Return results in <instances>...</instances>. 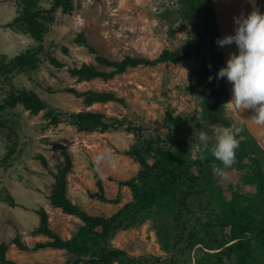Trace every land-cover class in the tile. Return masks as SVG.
<instances>
[{"label": "rangeland", "instance_id": "1", "mask_svg": "<svg viewBox=\"0 0 264 264\" xmlns=\"http://www.w3.org/2000/svg\"><path fill=\"white\" fill-rule=\"evenodd\" d=\"M52 1L39 0V3L51 7ZM259 3L260 12H264V0ZM204 5V0H74L71 12L59 9L54 21L47 23L43 42L64 66L56 68L43 60L38 69L12 73L10 81L5 82L0 75L2 93L12 86L32 89L60 112L95 109L127 123L108 131H79L67 116L55 126L49 124L46 111L33 114L22 104L6 109L1 120L15 131L19 146L14 158L5 165L8 134L7 128L0 127V242L9 241L18 232L29 245L45 240L44 236L30 234L39 224L36 210L41 207L49 213L51 228L62 237L70 238L81 228L80 218L53 206L49 199L54 179L42 165L39 155H45L54 169L62 166L64 157L57 149L60 144L66 145L74 158V167L68 175V192L73 202L92 214L111 215L130 201L131 190L128 187L120 189L118 181L131 178L139 170V163L127 152L139 145L141 139L127 130L129 124L142 127L144 136L154 139L159 148L170 145L194 159L210 160L209 180L190 200L197 209L198 220L226 205L234 204L239 210L243 209L247 196L258 187L249 170V159L238 157L240 144L246 138L241 116L230 97L226 100L223 94L214 96L215 87L224 83V78L219 80L216 75L222 55H219L217 38L208 35L216 19ZM21 9L20 0H0V58L6 55L9 59L37 47L38 43L24 28L9 26ZM81 32L101 55L111 59L154 58L166 49L176 50L188 42L193 52L176 63L141 65L109 80L95 78L77 82L69 74L68 67L82 62L96 63L95 54L75 39ZM64 46L69 54L63 52ZM68 86L81 91H113L124 102L87 106L82 97L63 91ZM224 127L239 128V137L243 139L235 151L233 164L224 169L226 174L216 175L213 166L223 168V165L209 150L202 148L198 135L201 131L208 133L210 148L215 143L213 128ZM105 150L110 151L111 159L102 161L101 171L97 172L95 156ZM97 174L109 198L121 192L120 204L103 202L90 195L98 190ZM7 193L14 197L15 204L6 198ZM200 203L204 204V210ZM111 243L136 256H168L153 220L118 230ZM9 255L19 264H65L72 258L62 249L26 252L15 244L10 246Z\"/></svg>", "mask_w": 264, "mask_h": 264}, {"label": "trees", "instance_id": "2", "mask_svg": "<svg viewBox=\"0 0 264 264\" xmlns=\"http://www.w3.org/2000/svg\"><path fill=\"white\" fill-rule=\"evenodd\" d=\"M215 0H204L213 19ZM22 9L9 26L24 28L38 43L36 48L26 49L12 58L2 55L0 58V75L5 82L10 81L12 73L38 69L43 60L56 68L64 63L54 51L44 45L47 23L53 22L55 13L61 9L68 13L74 9V0H53L51 7L39 3V0H20ZM214 21V20H213ZM208 35L219 39L216 22ZM76 41L86 46L93 54L95 61L82 62L69 66V74L77 82L90 81L95 78L109 80L132 67L157 66L161 63L179 62L191 56V43L176 50L166 49L154 58L126 56L122 59H111L101 55L91 45L87 36L81 32ZM201 46L197 47L200 50ZM69 54L67 47H62ZM220 50V48H219ZM221 55V52H219ZM43 56V58H42ZM223 67L220 62L216 71ZM222 80L223 78H218ZM63 91L82 97L87 106L95 103L124 102L113 91H81L68 86ZM229 95L225 84L215 87L214 96ZM22 104L33 114L46 111L49 124H61L67 116L70 123L79 131H108L126 126L125 120L111 117L105 112L85 109L78 112L64 113L47 104L32 89L12 86L0 92V127L7 128L8 144L4 164L8 165L17 153L19 140L15 131L6 127L1 114L9 108ZM244 126V124H242ZM127 130L135 132L141 139L128 152L140 165L137 173L129 179L119 180L120 189L128 187L132 199L111 215L92 214L73 202L68 192V175L74 167V158L66 145L60 144L57 149L64 157V164L52 168L45 157L39 155L44 168L52 175L50 202L65 213L75 215L83 222L79 231L70 238H64L50 226L49 213L44 208L36 210L39 224L30 230L33 236H44L45 240L27 244L20 232L9 241L0 242V264H19L9 255L10 246L15 244L20 250L30 252L43 249H62L72 255L65 264H264V149L249 134L240 144L239 158L250 161V173L257 190L247 196L243 209L236 205H226L207 214L203 219L196 217L197 209L191 204L192 197L200 193L203 184L209 180L207 174L210 160L203 157L194 159L172 146L159 148L154 139L144 136L142 127L127 125ZM98 190L90 195L100 201L120 204L121 192L115 198L106 195L102 178L96 175ZM6 198L15 204L14 197L7 193ZM203 210L205 206L200 203ZM153 220L157 225V234L167 257H142L129 253L126 249L115 247L111 239L120 229H128Z\"/></svg>", "mask_w": 264, "mask_h": 264}, {"label": "clouds", "instance_id": "3", "mask_svg": "<svg viewBox=\"0 0 264 264\" xmlns=\"http://www.w3.org/2000/svg\"><path fill=\"white\" fill-rule=\"evenodd\" d=\"M234 24V34L218 39L216 43L219 47L234 43L237 53L230 54L226 66L221 67L216 75L231 82V103L237 111L252 109L254 115L249 121L258 132H264V12L253 10L247 16L235 17ZM239 132V128H213L215 143L210 148L208 133L199 132L198 140L202 148L209 150L223 165V168L213 166L214 174L225 175L224 169L233 164L235 151L243 139L239 137ZM107 159H111L108 150L95 156L97 172L101 171L99 164Z\"/></svg>", "mask_w": 264, "mask_h": 264}, {"label": "water", "instance_id": "4", "mask_svg": "<svg viewBox=\"0 0 264 264\" xmlns=\"http://www.w3.org/2000/svg\"><path fill=\"white\" fill-rule=\"evenodd\" d=\"M242 10H245L247 12V15L253 11L247 0H215L214 14L219 39H222L227 35L234 34V27L232 22L233 15L234 13L240 12ZM220 50L222 55V64L224 67L226 66V61L229 59L230 54L237 53V46L233 43L231 45L220 47ZM224 84L230 99H232L233 88L231 82H229L227 78H224ZM238 113L240 114L241 119L249 134L264 149V132H258L255 126L249 121L254 115L253 110L246 109L241 110Z\"/></svg>", "mask_w": 264, "mask_h": 264}, {"label": "bare ground", "instance_id": "5", "mask_svg": "<svg viewBox=\"0 0 264 264\" xmlns=\"http://www.w3.org/2000/svg\"><path fill=\"white\" fill-rule=\"evenodd\" d=\"M248 3L250 4L251 8L253 10H259L261 11V6H260V3H259V0H247ZM241 16H247V12L245 10H242L240 12H236L234 13L233 15V27H234V30H235V24H234V18L235 17H241Z\"/></svg>", "mask_w": 264, "mask_h": 264}]
</instances>
